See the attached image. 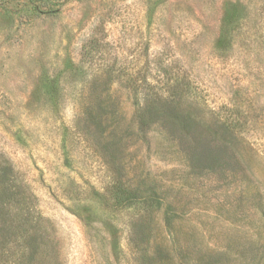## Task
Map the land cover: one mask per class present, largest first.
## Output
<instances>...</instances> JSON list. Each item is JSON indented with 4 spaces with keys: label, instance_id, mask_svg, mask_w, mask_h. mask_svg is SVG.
Returning <instances> with one entry per match:
<instances>
[{
    "label": "rangeland",
    "instance_id": "obj_1",
    "mask_svg": "<svg viewBox=\"0 0 264 264\" xmlns=\"http://www.w3.org/2000/svg\"><path fill=\"white\" fill-rule=\"evenodd\" d=\"M0 264H264V0H0Z\"/></svg>",
    "mask_w": 264,
    "mask_h": 264
},
{
    "label": "trees",
    "instance_id": "obj_2",
    "mask_svg": "<svg viewBox=\"0 0 264 264\" xmlns=\"http://www.w3.org/2000/svg\"><path fill=\"white\" fill-rule=\"evenodd\" d=\"M119 197H121L120 201L122 204L127 203L130 206H134V205L138 204V202H139V199H137V197H135L134 195H128L127 194L126 196H123V197H122V195H119Z\"/></svg>",
    "mask_w": 264,
    "mask_h": 264
}]
</instances>
